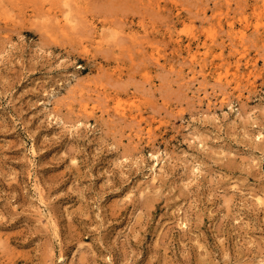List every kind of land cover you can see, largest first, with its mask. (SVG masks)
Instances as JSON below:
<instances>
[{
	"label": "rangeland",
	"instance_id": "rangeland-1",
	"mask_svg": "<svg viewBox=\"0 0 264 264\" xmlns=\"http://www.w3.org/2000/svg\"><path fill=\"white\" fill-rule=\"evenodd\" d=\"M0 264H264V0H0Z\"/></svg>",
	"mask_w": 264,
	"mask_h": 264
},
{
	"label": "bare ground",
	"instance_id": "bare-ground-1",
	"mask_svg": "<svg viewBox=\"0 0 264 264\" xmlns=\"http://www.w3.org/2000/svg\"><path fill=\"white\" fill-rule=\"evenodd\" d=\"M256 3H258V2H256ZM229 28H230V31H231V36H234L235 38L239 39V42L241 43L242 40H243V38H244V31H239V32L236 33V32L234 31L235 28H234V26H233L232 23L230 24ZM239 54H241V53H239ZM191 58H192V59H196V54H192V55H191ZM202 71H203V68H202ZM250 74H251V72L248 73L247 77H249ZM220 75H221V74H220ZM220 75H219V79H221ZM219 79H218V80H219ZM83 107H84L85 110L88 108L87 105H84Z\"/></svg>",
	"mask_w": 264,
	"mask_h": 264
}]
</instances>
